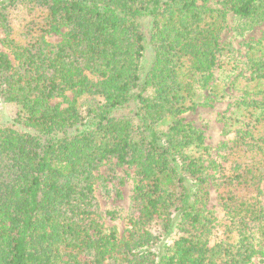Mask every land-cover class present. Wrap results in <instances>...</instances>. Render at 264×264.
<instances>
[{"label":"trees","instance_id":"1","mask_svg":"<svg viewBox=\"0 0 264 264\" xmlns=\"http://www.w3.org/2000/svg\"><path fill=\"white\" fill-rule=\"evenodd\" d=\"M259 26L264 0H0V264H264V31L232 43ZM203 93L234 95L212 176L183 118ZM111 161L122 237L94 197Z\"/></svg>","mask_w":264,"mask_h":264},{"label":"rangeland","instance_id":"2","mask_svg":"<svg viewBox=\"0 0 264 264\" xmlns=\"http://www.w3.org/2000/svg\"><path fill=\"white\" fill-rule=\"evenodd\" d=\"M231 23L224 31L221 37V42H227L232 39ZM264 31L263 26L254 28L244 40L235 39L232 40L233 46L236 48L238 57L242 58L244 54L243 42L257 41ZM60 40L59 36L52 35L48 37L50 43H56ZM149 56V52L147 53ZM230 99L214 100L208 97L207 93H203L198 102V106L195 111L187 113L183 116L186 122L191 123L197 129L204 132L205 142L210 149V155L206 161L208 167V175L212 176L213 172L210 169L211 163L218 161L220 156L221 144L230 138L225 134V121L224 116L229 115L231 111L230 105L233 102L230 93ZM63 100L58 99L52 101V104L62 102ZM16 107L9 104H2L0 106V122H9L15 118ZM133 170L127 167L116 166L115 161H111L102 165L94 173V197L102 213V222L106 228L115 227L118 236L122 237L127 227V215L129 210V198L131 195L133 182H132ZM123 180V184L119 185L118 182ZM264 187V184L262 185ZM120 193V196H116V192ZM207 209L212 211L215 216V229L217 230L216 235L209 242L211 246L216 238L220 236L225 222L223 221L222 212L218 206L216 199V193L214 188L210 187L209 200L207 203ZM106 211L115 212V220L110 221L106 216ZM251 264H259L257 259H254Z\"/></svg>","mask_w":264,"mask_h":264}]
</instances>
